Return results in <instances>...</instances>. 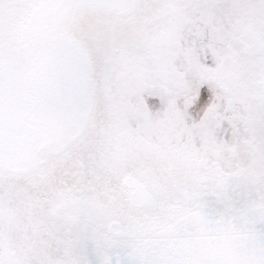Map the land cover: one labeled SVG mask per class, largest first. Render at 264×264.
<instances>
[{
  "label": "snow or ice",
  "instance_id": "snow-or-ice-1",
  "mask_svg": "<svg viewBox=\"0 0 264 264\" xmlns=\"http://www.w3.org/2000/svg\"><path fill=\"white\" fill-rule=\"evenodd\" d=\"M0 264H264V0H0Z\"/></svg>",
  "mask_w": 264,
  "mask_h": 264
}]
</instances>
